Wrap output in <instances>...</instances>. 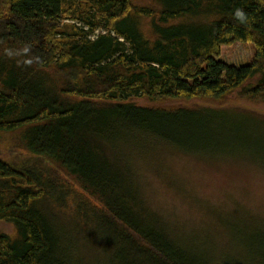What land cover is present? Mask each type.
I'll return each mask as SVG.
<instances>
[{
  "label": "trees",
  "instance_id": "16d2710c",
  "mask_svg": "<svg viewBox=\"0 0 264 264\" xmlns=\"http://www.w3.org/2000/svg\"><path fill=\"white\" fill-rule=\"evenodd\" d=\"M153 1L0 0V132L24 129L32 156L20 165L0 158V222L17 230L13 238L0 231V264H85L42 207L67 197L43 163L57 165L96 201L99 208L83 215L88 233L113 251V264H209L120 190L96 137L122 122L177 144L168 125L188 133L195 114L215 113L138 106L137 98L222 102L237 94L264 103V0ZM66 19L77 23L67 39ZM236 43L254 47L239 67L218 59ZM256 255L264 264V247Z\"/></svg>",
  "mask_w": 264,
  "mask_h": 264
},
{
  "label": "rangeland",
  "instance_id": "374dc122",
  "mask_svg": "<svg viewBox=\"0 0 264 264\" xmlns=\"http://www.w3.org/2000/svg\"><path fill=\"white\" fill-rule=\"evenodd\" d=\"M132 4L155 5L153 0H132ZM3 10L0 5V14ZM141 20L148 28L150 20ZM61 24L62 38L67 39L77 23L66 19ZM4 48L0 45V54ZM253 54L252 44L236 43L223 46L218 59L239 67L251 61ZM133 103L215 113L195 114L188 133L179 132L178 125H168L167 133L178 145L138 133L130 123H113L103 132L104 137L96 139L100 153L122 180L120 190L159 218L180 246L207 263L262 264L256 249L264 247V103H252L237 94L222 102L137 98ZM23 131L0 132V158L15 165L32 158L24 148ZM40 168L67 195L60 204L51 199L42 203L54 215L58 228H65L60 231L66 245L73 246L82 263L113 264V251L88 233L83 215L86 208H99L96 201L57 165L43 163ZM0 231L11 238L17 236L16 227L7 221L0 222Z\"/></svg>",
  "mask_w": 264,
  "mask_h": 264
},
{
  "label": "clouds",
  "instance_id": "9594fccd",
  "mask_svg": "<svg viewBox=\"0 0 264 264\" xmlns=\"http://www.w3.org/2000/svg\"><path fill=\"white\" fill-rule=\"evenodd\" d=\"M235 18L240 20L241 22H244L245 19H246L245 14L243 13V11L239 10V9L235 12ZM29 63H30V61H29Z\"/></svg>",
  "mask_w": 264,
  "mask_h": 264
}]
</instances>
